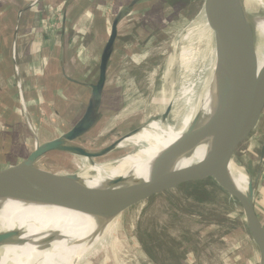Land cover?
<instances>
[{
	"label": "rangeland",
	"instance_id": "374dc122",
	"mask_svg": "<svg viewBox=\"0 0 264 264\" xmlns=\"http://www.w3.org/2000/svg\"><path fill=\"white\" fill-rule=\"evenodd\" d=\"M204 1L153 0L150 9L139 10L138 15L134 13L133 17L138 18H132L122 29L112 60L111 71L113 70L114 74H109L105 91L104 102L108 106H104V117L92 133L76 143V146L89 153L102 154L101 157L89 161L108 162L136 151L137 144L124 148L118 146L122 140L136 133L143 124L154 120L148 113L155 115L153 112L158 113L163 105L168 106L175 98H180L183 90L189 93L193 91L194 101L201 99L205 79L210 73L211 56L206 51V46L212 48L210 39L205 37L192 42L195 65L191 68L194 71H190L189 75L184 73L179 57H175L174 48L177 50L184 45L182 38L191 28L194 18L201 13ZM60 13L56 12L57 17ZM3 19V15L0 14V37L10 36L11 26L6 23L9 20ZM70 34L72 36V31ZM0 65L4 67L3 72H0L2 89L0 169H2L25 160L35 149L34 140L40 145L55 139L56 137L52 135L65 132V127L62 128L60 122L52 124L37 122L33 125L32 122L26 121L24 123L27 130L21 132L22 123L17 116V101L24 114L26 105L24 99L21 102L18 98V91L16 94L7 83L12 81L7 56H0ZM262 65L263 62L257 64V69L260 70ZM181 83H185V86L183 87ZM148 87H151V90ZM215 95L214 101L217 106L215 110L209 111L201 107L184 118V124L177 128L173 126L169 130L172 135L171 143L190 128L214 118L218 110L225 111L227 106L223 107L219 92ZM176 108L172 106L171 111ZM123 110L125 114L114 122L113 118ZM27 124L34 126L37 137H34L32 129ZM66 125L69 127L71 123ZM262 125L264 128V120ZM257 129H260L259 126ZM256 144L251 136L240 146L234 158V163L248 176L252 184L255 182V163L261 158L260 150L264 151V137ZM81 158L68 153H54L38 160L36 166L58 176H70L79 172ZM230 169L232 163L229 165ZM128 171L130 170L127 168L121 169L118 176H124ZM209 184L183 186L166 192L116 217V231L111 239L110 236L104 239V244H108L107 252L100 253L99 259L91 264H101L111 257V264H257L258 252L242 224L241 209L221 197L218 191H212ZM229 184L235 195L244 189L243 181L238 176L231 175ZM256 188L255 183V203ZM116 241L119 242L117 246ZM42 248L41 242L26 241L11 248L6 256L2 249L0 264H32L34 259L31 256Z\"/></svg>",
	"mask_w": 264,
	"mask_h": 264
},
{
	"label": "bare ground",
	"instance_id": "6f19581e",
	"mask_svg": "<svg viewBox=\"0 0 264 264\" xmlns=\"http://www.w3.org/2000/svg\"><path fill=\"white\" fill-rule=\"evenodd\" d=\"M224 5L227 6L229 14L232 11L231 25L228 28L229 50L245 53L249 51L248 53H250L254 48L256 65L260 62H263L264 65V0H224ZM202 6L201 13L194 18L191 28L182 38L184 45L177 50L174 48L175 57H179V63L184 67V73L189 75L190 71H194L191 68L195 65L194 51L191 48L192 42L205 37L210 39L212 48L209 49L206 46V51L211 56L210 73L205 79L201 99L194 101L193 91L189 93L183 90V96L181 95L180 98H175L170 102L174 108H177L171 111L167 117L164 116L167 105H163L158 113L157 111L153 112L155 115L151 112L148 113V116L152 115L154 120L143 124L136 133L122 140L118 146L124 148L131 144H137L138 149L130 154L103 163H95L81 158L78 166L79 172L70 175L81 187L73 197L71 208L32 197L0 195V206L2 207L0 210V234L13 233L14 231L18 233L16 238L10 237L0 243V250L4 249L5 256L18 243L32 241L43 243L42 250L31 256L34 259L32 264H83L89 257L98 253L97 249L100 251L99 247L103 244L102 238L114 226L113 222H105L102 217L93 215L95 210L137 184L151 181L162 173L191 168L209 155L216 134L213 131H208L202 138L196 135L208 127L213 118L190 128L172 143V135L169 132L173 126L177 128L184 124V118L201 107L209 111L215 110L217 106L214 98L218 92L224 103L223 107L227 106L224 112L227 113L230 109L231 96L229 100L223 92L222 69L214 42L216 32L209 21L208 0H205ZM244 43H250L251 47L248 50L244 49ZM181 84L183 87L185 86V83ZM149 88L151 90V87ZM124 114L125 110L120 111L113 121L117 122L116 119ZM29 127L32 129L34 137H37L34 126L29 125ZM196 137L198 141H195ZM199 138L201 139L199 140ZM178 143L182 144L184 150L193 146L189 152L180 151L165 165L168 153ZM34 146L35 149L30 155H33L39 146L36 140H34ZM37 161L35 167H37ZM126 168L130 171L124 176H118L121 169ZM228 171L229 178L231 175H235L243 181L244 189L238 192V196L248 197V176L235 163H232V169ZM106 224L107 227H105ZM110 226L111 228H109ZM253 242L258 250L259 264H264L262 253L254 240ZM111 258L101 264H111Z\"/></svg>",
	"mask_w": 264,
	"mask_h": 264
},
{
	"label": "water",
	"instance_id": "95a60500",
	"mask_svg": "<svg viewBox=\"0 0 264 264\" xmlns=\"http://www.w3.org/2000/svg\"><path fill=\"white\" fill-rule=\"evenodd\" d=\"M226 7L224 0H208L209 21L216 32L214 42L222 69L223 92L229 100L231 96L230 109L227 113L222 109L218 110L211 124L196 135L202 138L208 131H213L216 134L209 155L191 168L162 173L155 176L151 181L137 184L95 210L93 215L102 217L105 222H113L114 224L105 237L110 236L109 239H111L112 234L116 231L115 218L127 213L136 205L183 186L210 183L209 188L212 191H218L221 197L231 201L233 205L241 209L242 224L248 235L255 241L264 260V224L254 205V184L256 181L253 184L249 181L248 197H240L231 191L228 171L229 165L234 163L240 146L250 139L264 119V65L262 69H257L254 48L250 53L231 52L229 50L228 28L231 25L232 11L229 14ZM119 20L120 15H117L111 24L109 37L100 55L98 77L96 83L90 86V99L81 119L69 131L59 137L45 143H39L36 152L29 155L21 163L0 169V195L26 196L47 200L67 208L72 207L73 197L81 188L74 181L73 176H58L35 167V163L37 160L54 153H68L87 160L101 157L102 154L89 153L76 146V143L92 133L104 117L102 105L108 83V67L118 36ZM250 47V43H246L245 47L243 46L244 49ZM14 48L15 46L13 47V59L15 57ZM14 70L18 73L16 66ZM16 88L18 98L22 102L23 95L19 79L16 81ZM171 107V104L166 107L165 117L170 113ZM192 146L184 150L182 144L178 143L168 153L165 165L180 151L189 152ZM17 235L16 231L2 233L0 234V243L10 237L16 238ZM105 237L101 240L103 244L99 247L100 251L97 249L98 253L89 257L83 264L95 263L101 256L100 253L107 252L108 244H104ZM115 243L117 246L119 242L116 241Z\"/></svg>",
	"mask_w": 264,
	"mask_h": 264
},
{
	"label": "crops",
	"instance_id": "0c3cea01",
	"mask_svg": "<svg viewBox=\"0 0 264 264\" xmlns=\"http://www.w3.org/2000/svg\"><path fill=\"white\" fill-rule=\"evenodd\" d=\"M33 1H38L36 7H32ZM152 1L0 0V14L4 17L3 21L6 18L9 20L6 23L11 26L10 36L0 37V56H7L10 64L8 68L12 81L7 82L9 87L16 93V81L20 80L26 105L24 114L17 101L19 121L22 124L30 121L33 125L37 122H60L65 132L52 135L54 138L69 131L85 112L90 99V86L96 83L100 55L112 22L120 15L108 74H114L111 71L112 60L122 29L132 18H138L133 17L134 13L138 15L139 10L150 9ZM56 12H61L60 16L57 17ZM15 66L18 73L14 70ZM3 68L0 65V72ZM105 105L104 102L102 109ZM262 122L260 129L254 132L256 135H252L255 144L264 137ZM66 123H71V126L67 127ZM22 124L21 132L27 130L25 123L24 128ZM259 155L261 158L255 163L254 170L257 185L254 205L264 224V151L260 150Z\"/></svg>",
	"mask_w": 264,
	"mask_h": 264
},
{
	"label": "built area",
	"instance_id": "2783aa9c",
	"mask_svg": "<svg viewBox=\"0 0 264 264\" xmlns=\"http://www.w3.org/2000/svg\"><path fill=\"white\" fill-rule=\"evenodd\" d=\"M37 2H38V1H33V3H32V7H36ZM20 86H21V82H20Z\"/></svg>",
	"mask_w": 264,
	"mask_h": 264
}]
</instances>
